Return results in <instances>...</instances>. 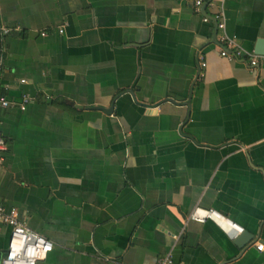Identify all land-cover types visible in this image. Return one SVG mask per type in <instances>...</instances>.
Listing matches in <instances>:
<instances>
[{
    "label": "crops",
    "instance_id": "1",
    "mask_svg": "<svg viewBox=\"0 0 264 264\" xmlns=\"http://www.w3.org/2000/svg\"><path fill=\"white\" fill-rule=\"evenodd\" d=\"M195 1L0 0V206L51 240L35 264H264V55H221ZM222 8L254 52L264 0Z\"/></svg>",
    "mask_w": 264,
    "mask_h": 264
},
{
    "label": "built area",
    "instance_id": "2",
    "mask_svg": "<svg viewBox=\"0 0 264 264\" xmlns=\"http://www.w3.org/2000/svg\"><path fill=\"white\" fill-rule=\"evenodd\" d=\"M202 0H196L195 6L196 10L199 11ZM216 11L212 14V18L215 21L216 29L219 30V35L217 39L219 41V52L221 55L229 58H244L246 63L250 67H254L257 64L258 53L244 51L242 47L235 41L233 37L226 35L225 28V14L222 8V0L216 3ZM203 19L207 20L208 16L203 14ZM62 29H60L61 31ZM9 27L0 18V77L3 65L4 57V44L3 38L8 33ZM44 34V31H41ZM202 65L205 64L204 61L201 62ZM28 96L23 95L19 107L21 109L25 108V104L28 101ZM11 104L10 99L6 93L2 90L0 85V108L7 107ZM7 146L6 139L0 130V152L5 150ZM2 156H0V160ZM189 219H194L200 222L206 219H211L220 225L230 227L234 230L236 236L239 232L243 230V227L233 221L228 216L224 215L222 212L215 208H202L199 206L194 207L188 214ZM0 220L8 224L10 227L7 245L3 252L0 260V264H35L38 259L44 258L47 252L52 248V242L46 238L41 233L29 228L18 218V213L16 208L11 207L6 209L0 206ZM259 249L264 247L263 243H259ZM167 257L160 260V264H165Z\"/></svg>",
    "mask_w": 264,
    "mask_h": 264
},
{
    "label": "water",
    "instance_id": "3",
    "mask_svg": "<svg viewBox=\"0 0 264 264\" xmlns=\"http://www.w3.org/2000/svg\"><path fill=\"white\" fill-rule=\"evenodd\" d=\"M200 9H201V12L203 14H206V11H205V3H203L201 5V8ZM253 51L255 53L263 54L264 55V38L263 37H260V38H258L256 40L255 45H254V48H253ZM98 107L103 108L106 111L111 110V107H102V106H99V105H98ZM251 236H252V233H250L246 229H244L241 232H239L236 236H234L233 242L237 246L242 247V246H244L248 242V240L250 239ZM4 250L5 249L0 250V260H1V257L3 255Z\"/></svg>",
    "mask_w": 264,
    "mask_h": 264
}]
</instances>
